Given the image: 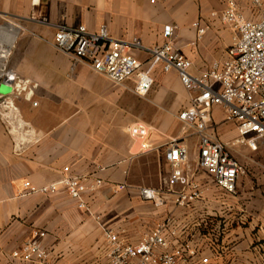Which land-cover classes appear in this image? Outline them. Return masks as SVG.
Returning a JSON list of instances; mask_svg holds the SVG:
<instances>
[{"label": "crops", "instance_id": "crops-1", "mask_svg": "<svg viewBox=\"0 0 264 264\" xmlns=\"http://www.w3.org/2000/svg\"><path fill=\"white\" fill-rule=\"evenodd\" d=\"M224 7V0H0V27L14 36L9 66L36 85L32 101L18 100L33 129L29 142L16 148L0 123V264H108L100 225L136 244L168 216L176 222L179 242L197 250L207 264H264V139L257 151L233 148L247 173L239 177L236 194H227L198 172V148L194 153L192 145L199 139L177 117L190 95L175 71L157 66L150 92L140 97L133 81L116 84L87 64L73 65L52 45L60 26L83 25L89 32L106 26L115 40L138 38L144 50L131 52L146 63L148 51L166 41L164 26L177 25L174 43L197 75L224 59L236 37L212 15ZM243 11L251 16L247 0ZM196 23L205 29L201 36ZM212 120L218 138L228 143L237 137L221 107L214 108ZM138 122L152 128L147 153L138 151L129 134ZM173 139L188 147L185 170L204 190L201 200L187 207L155 206L139 194L140 187L159 188L170 172L165 153ZM66 167L90 183L102 181L87 194L92 215L78 209L64 189L22 194L26 181L37 187L58 182ZM36 231L44 234L38 241L47 258L14 257Z\"/></svg>", "mask_w": 264, "mask_h": 264}, {"label": "built area", "instance_id": "built-area-1", "mask_svg": "<svg viewBox=\"0 0 264 264\" xmlns=\"http://www.w3.org/2000/svg\"><path fill=\"white\" fill-rule=\"evenodd\" d=\"M155 3L156 0H150ZM251 16L243 11V0H224V10L213 16L221 20L234 32L236 37L228 48L226 57L215 60L210 67L195 75L192 62L176 47L174 38L177 25L163 28L165 43L149 50L150 58L142 63L131 51H143L141 41L113 39L106 26L96 32H89L85 26L74 28L60 26L55 32L53 47L68 56L73 65L87 64L98 74H102L116 84L133 81L135 93L145 97L151 90L153 72L161 66L165 73L175 71L190 95V104L181 110L177 117L185 128L198 137L197 167L210 176L214 184L227 194L234 195L237 181L246 174L245 167L233 156L231 146H246L257 151L259 141L264 139V0H247ZM199 28L203 35L204 28ZM4 27H0V86L11 87L8 95L0 94V123L20 149L29 142L33 129L23 118L18 100L22 97L32 101L36 85L22 79L9 66L13 43L6 42ZM36 106V103H33ZM221 107L225 112V122L233 124L237 137L227 143L211 132L214 108ZM130 136L139 144L138 151L147 153L150 149L152 128L144 123H134L129 127ZM165 159L171 170L162 179L159 188L140 187L142 200L155 206H166L172 202L178 207H187L201 200L204 190L186 170L189 162V149L178 139L166 146ZM63 177L55 183L41 187L26 181L22 194L51 195L64 189L78 209L92 215L87 194L93 193L102 185L100 179L90 183L88 177L70 173L68 167ZM98 219V218H97ZM108 242V264H194L201 259L197 250L178 239L177 225L172 216L146 233L136 244L124 242L120 234L102 225ZM42 232H34L22 250L13 256L24 261H44L48 254L39 243Z\"/></svg>", "mask_w": 264, "mask_h": 264}, {"label": "rangeland", "instance_id": "rangeland-1", "mask_svg": "<svg viewBox=\"0 0 264 264\" xmlns=\"http://www.w3.org/2000/svg\"><path fill=\"white\" fill-rule=\"evenodd\" d=\"M11 58H12V57H11ZM10 93H11V87H10L9 85L2 84V85L0 86V94H2V95H8V94H10ZM234 139H235V138H234ZM234 139H233V140H234ZM233 140L228 139L229 143H231ZM226 142H227V141H226ZM197 144H198V142L195 140V141L193 142V145H192V150H193L194 153H197ZM237 147H243V146L241 145V146H237ZM245 147H246V146H245ZM233 148H235V147H234V146H233V147L231 146L232 153L235 154ZM191 153H192V152H191ZM237 153H238V152H237ZM238 155L242 157V155H240V154H238ZM190 156H191V154H190ZM196 161H197V160H196ZM199 170H200V171H198L199 173H202V172H203L201 169H199ZM246 173H247V171H246Z\"/></svg>", "mask_w": 264, "mask_h": 264}, {"label": "bare ground", "instance_id": "bare-ground-1", "mask_svg": "<svg viewBox=\"0 0 264 264\" xmlns=\"http://www.w3.org/2000/svg\"><path fill=\"white\" fill-rule=\"evenodd\" d=\"M5 36H6V42H8V44L11 43V42L13 43V37L14 36H13L12 32H6Z\"/></svg>", "mask_w": 264, "mask_h": 264}]
</instances>
